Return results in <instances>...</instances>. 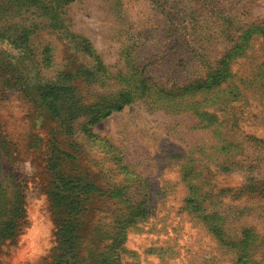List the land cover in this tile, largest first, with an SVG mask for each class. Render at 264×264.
<instances>
[{
  "label": "rangeland",
  "instance_id": "374dc122",
  "mask_svg": "<svg viewBox=\"0 0 264 264\" xmlns=\"http://www.w3.org/2000/svg\"><path fill=\"white\" fill-rule=\"evenodd\" d=\"M0 264H264V0H0Z\"/></svg>",
  "mask_w": 264,
  "mask_h": 264
},
{
  "label": "trees",
  "instance_id": "16d2710c",
  "mask_svg": "<svg viewBox=\"0 0 264 264\" xmlns=\"http://www.w3.org/2000/svg\"><path fill=\"white\" fill-rule=\"evenodd\" d=\"M66 1H69V0H65ZM81 42V48L85 49V50H88V47L86 45V43H88L86 40L84 39H81L80 40ZM43 94L41 95L42 97V100L47 104L49 105L50 107L54 108L55 109V104L53 105V99H49V96H50V93H51V88H49L48 90H43ZM54 94L53 98L56 99L58 98V93L55 94V93H52ZM129 100V95L127 92H123V93H120L119 95V99L116 100V103H112L111 105H105L104 107H102L101 109H99V116H104V115H107L111 112V110H114V109H119L123 106L124 103L128 102ZM144 201L143 202H139L137 204H135L133 206V209L132 211L129 213V215L131 216L132 219H135V217L137 216L138 218L144 216V211H145V207H144ZM136 211L137 214H135L134 212ZM70 236H74L73 233L70 234ZM65 237V235L63 236ZM119 258V256L117 255L116 258L114 259L113 257L110 258V261H116L117 259Z\"/></svg>",
  "mask_w": 264,
  "mask_h": 264
}]
</instances>
